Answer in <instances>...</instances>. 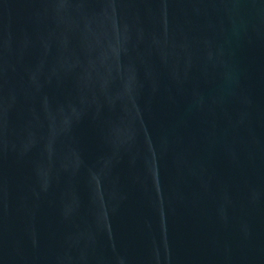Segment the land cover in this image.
<instances>
[{
  "label": "water",
  "instance_id": "1",
  "mask_svg": "<svg viewBox=\"0 0 264 264\" xmlns=\"http://www.w3.org/2000/svg\"><path fill=\"white\" fill-rule=\"evenodd\" d=\"M0 264H264V0H0Z\"/></svg>",
  "mask_w": 264,
  "mask_h": 264
}]
</instances>
